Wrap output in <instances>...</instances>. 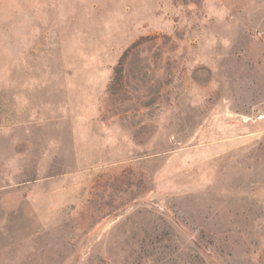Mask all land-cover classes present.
<instances>
[{"label":"rangeland","instance_id":"374dc122","mask_svg":"<svg viewBox=\"0 0 264 264\" xmlns=\"http://www.w3.org/2000/svg\"><path fill=\"white\" fill-rule=\"evenodd\" d=\"M0 264H264V0H0Z\"/></svg>","mask_w":264,"mask_h":264}]
</instances>
